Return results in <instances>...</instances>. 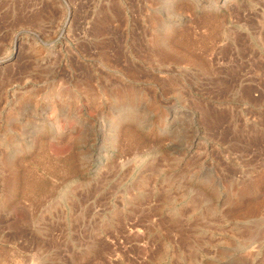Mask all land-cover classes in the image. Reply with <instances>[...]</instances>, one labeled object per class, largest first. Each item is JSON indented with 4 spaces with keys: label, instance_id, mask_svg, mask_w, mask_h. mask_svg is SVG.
<instances>
[{
    "label": "rangeland",
    "instance_id": "374dc122",
    "mask_svg": "<svg viewBox=\"0 0 264 264\" xmlns=\"http://www.w3.org/2000/svg\"><path fill=\"white\" fill-rule=\"evenodd\" d=\"M0 195V264H264V0H0Z\"/></svg>",
    "mask_w": 264,
    "mask_h": 264
},
{
    "label": "bare ground",
    "instance_id": "6f19581e",
    "mask_svg": "<svg viewBox=\"0 0 264 264\" xmlns=\"http://www.w3.org/2000/svg\"><path fill=\"white\" fill-rule=\"evenodd\" d=\"M205 19L202 21V23L204 24V26H205V24L206 25H210V24H214V22H216V19L215 18H213V17H204ZM201 21V20H200ZM210 28H212V27H210ZM217 28V27H216ZM214 30H215V28H214ZM217 31H213V32H211L210 34L212 35V36H214V35H216L217 33H216ZM183 33V32H182ZM186 33V32H185ZM184 33V34H185ZM195 33V32H194ZM171 34V33H170ZM178 33L177 32H174L173 34H171V35H169V37L167 36V37H163L162 38V41H161V45L159 46L160 48H159V51L158 52H160V58L162 57V60L164 61V62H167V61H172V62H200L199 60H200V56H198L199 58H197L196 59V57H195V55H197V54H195L194 53V48H196V46H198V44H199V42H207V40L206 39H208L207 37H205V36H201V37H199V38H196V37H194V36H196V35H192V32L190 31V33H186L184 36H185V38L184 39H180V41L179 40H177L176 42H174V44H172L173 42H172V40H175V38H177L178 37ZM200 35V34H199ZM209 36L210 38H211V40H212V36ZM180 36H182V37H184L183 35H180ZM179 36V37H180ZM207 36V35H206ZM181 37V38H182ZM216 37V36H215ZM179 39V38H178ZM205 42V43H206ZM159 44H160V42H159ZM201 44V43H200ZM203 44V43H202ZM202 48V47H201ZM200 55V54H199ZM202 58V57H201ZM199 59V60H198ZM202 61H204V59H202ZM201 61V62H202ZM205 62V61H204ZM129 129V128H128ZM131 129V128H130ZM133 131H136V130H133ZM132 130H130V132H128V134L130 133V140L129 141H131L132 143H134V144H137V143H141L143 140H142V138H144V137H142V136H140L138 133V135L135 133V132H133ZM127 135V134H126ZM142 137V138H141ZM142 144V143H141ZM133 146V145H132ZM39 155V154H38ZM76 156V155H75ZM77 157V156H76ZM76 160H78V158H76ZM14 162V161H13ZM44 162V161H43ZM56 163V162H55ZM63 163V162H62ZM61 163V164H62ZM77 163V162H76ZM75 163V158H74V154H73V157H68L67 159H65L64 160V171H62V174H63V172L65 173V177H67V174H71V175H74V173H79L78 172V168H79V166H78V164L79 163H77L76 164ZM8 164V163H7ZM11 164V163H10ZM12 164H14V163H12ZM52 165V164H51ZM54 165V164H53ZM11 166V165H10ZM62 166V165H61ZM12 168V167H11ZM49 168H50V166H49ZM48 168V169H49ZM54 170V172H55V175H56V172H58V171H56L55 170V168L56 167H52ZM62 168V167H61ZM57 169H58V167H57ZM51 170V169H50ZM29 171V170H28ZM60 171V170H59ZM16 173V172H15ZM35 173V172H34ZM76 173V174H77ZM13 175H12V177L14 178V180H13V187H19V189L21 188L22 189V193L24 194L23 196H31V195H34L35 193H38L39 191L41 192L42 191V193H44V187H43V185H41V183L40 182H38L39 180H37V178H35L36 179V181H35V179L34 180H32V178H31V176H30V174H28V172H21V171H19V173H16V175H14V173H12ZM53 174V173H52ZM11 175V174H10ZM32 175V174H31ZM64 175V174H63ZM11 178V177H10ZM9 178V179H10ZM41 180V179H40ZM12 183V182H11ZM40 183V184H39ZM45 185V184H44ZM45 186H47V185H45ZM15 189V188H14ZM47 189V188H46ZM50 189V188H49ZM11 191V190H10ZM9 191V192H10ZM17 192H18V190H17ZM19 193V192H18ZM21 193V194H22ZM41 193V194H42ZM50 193V192H49ZM40 194V195H41ZM44 194H46V193H44ZM44 194H42V196H44ZM1 196V195H0ZM41 197V196H40ZM46 197V196H45ZM45 197H43V198H45ZM47 197H48V194H47ZM41 199V198H40ZM257 204V203H256ZM38 205V204H37ZM255 207V206H254Z\"/></svg>",
    "mask_w": 264,
    "mask_h": 264
}]
</instances>
